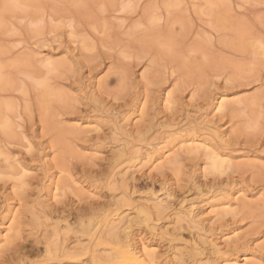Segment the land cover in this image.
Wrapping results in <instances>:
<instances>
[{
    "label": "rangeland",
    "instance_id": "obj_1",
    "mask_svg": "<svg viewBox=\"0 0 264 264\" xmlns=\"http://www.w3.org/2000/svg\"><path fill=\"white\" fill-rule=\"evenodd\" d=\"M122 262L264 264V0H0V264Z\"/></svg>",
    "mask_w": 264,
    "mask_h": 264
},
{
    "label": "bare ground",
    "instance_id": "obj_2",
    "mask_svg": "<svg viewBox=\"0 0 264 264\" xmlns=\"http://www.w3.org/2000/svg\"><path fill=\"white\" fill-rule=\"evenodd\" d=\"M222 103H223V101H220V105L218 106V108H219L218 111L223 107ZM224 104H226V103H224ZM142 248H141V250H142ZM140 251L138 250V248L135 249V247L133 248L132 246L127 245L125 247L124 252H123L122 255L127 256L129 258V260L131 262H133V263H138L140 261L145 262L146 260H149V256L148 255H150V254H148L146 252V247H144V250L142 252H140ZM121 264H123V262Z\"/></svg>",
    "mask_w": 264,
    "mask_h": 264
}]
</instances>
